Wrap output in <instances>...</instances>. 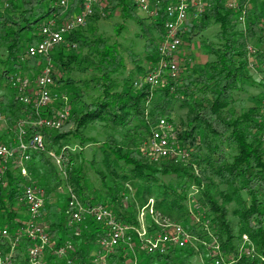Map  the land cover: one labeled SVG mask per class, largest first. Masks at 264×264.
I'll return each mask as SVG.
<instances>
[{
	"label": "trees",
	"instance_id": "1",
	"mask_svg": "<svg viewBox=\"0 0 264 264\" xmlns=\"http://www.w3.org/2000/svg\"><path fill=\"white\" fill-rule=\"evenodd\" d=\"M173 1L162 0V6ZM211 3L212 8L191 24L190 34L199 36L210 27L219 26L215 35L218 47L214 43L207 46L215 59L188 69L183 86L176 82L180 78L168 76L169 80L154 87L146 82V77L162 59L159 44L165 33L163 11L154 22L145 18L149 22L146 24L139 17L133 0H101L94 15L84 26L70 31L65 43L57 45L46 56L28 57L29 47L41 40L43 27L50 20L56 21L57 26L71 20L82 12L84 0H70L67 7L60 5L59 0H0V80L9 82L13 90V95L0 97V105L9 129L18 121L55 117L48 114V109L37 114L34 103L24 104L17 99L19 90L14 87L12 78H25L23 72L30 75L40 68L36 81L44 68L53 64L51 76L58 85L56 92L73 90L70 99L60 102V106L70 108L61 128L26 127L27 138L36 130L43 134V147L49 148L47 153L54 151L60 156L61 170L42 150L31 152L30 159L21 163L18 156L23 153L16 152L12 160L5 163L7 166L0 173V231L7 229L15 233L27 226L18 218L19 210H27L21 198L27 187L38 186L44 191L42 226L45 221L49 224L46 232L53 244L45 250L44 264H94V254L107 228L93 218L85 224L69 227L71 197L62 210L51 199L52 192L64 181L74 189L81 204L103 205L119 221L133 226L138 225L140 210L154 200L157 213L178 214L190 233L214 246L204 223L199 226L190 219L186 200L188 191L195 185L200 189L198 201L208 215L211 234L219 240L223 263L264 264V99L241 113L232 109L235 94L245 92L248 84H254L250 67L257 66L264 71L261 36L264 0H255L253 7L248 8L245 27L236 22V13L227 8L224 0H211ZM113 16H119L124 23L134 21L141 26L149 63L147 69L142 66L133 43L126 47L99 33L102 20ZM123 28L118 25L116 32L121 33ZM249 46L255 47L257 53L250 52ZM128 61L134 64L133 71L127 70ZM75 72H90L91 78L77 84L71 77ZM141 73L144 75L140 76ZM91 91L99 95L93 97ZM177 103L187 110L181 126L174 120ZM163 118L181 129L175 143L188 154L186 164L174 160L156 163L144 157L143 153L148 152L146 144ZM92 124H103L113 131L102 144L97 143L99 151L93 157H102L101 162L96 158L91 161L92 165H103L97 171L101 178L98 190L88 189L81 166L75 163L76 154L66 148L62 150V142L70 136L78 139L82 146L97 142L84 135ZM16 135L15 141L4 140L3 145L16 148L19 141L18 133ZM38 163L46 168L45 172L37 173ZM21 168L29 175H23ZM161 176L175 177L174 182L163 183ZM131 194L132 201L125 207L124 197L129 199L127 195ZM156 226L149 225L150 231ZM14 237L16 235L6 238L0 232V252L11 250ZM20 241L13 252L15 258L26 257L34 245L25 236ZM68 243L72 248L60 256L58 249ZM125 246L121 244L107 256L110 264H126L130 255ZM206 249L203 242L198 249L170 247L167 254L140 248L139 264H193L192 258L200 253L205 256L204 264H210L212 259L206 257Z\"/></svg>",
	"mask_w": 264,
	"mask_h": 264
},
{
	"label": "rangeland",
	"instance_id": "2",
	"mask_svg": "<svg viewBox=\"0 0 264 264\" xmlns=\"http://www.w3.org/2000/svg\"><path fill=\"white\" fill-rule=\"evenodd\" d=\"M243 1L244 0H239L240 4L245 5V3H242ZM254 1H251L250 8L253 7ZM226 6H227V4H226ZM227 8L230 9L228 6H227ZM230 10H232L236 13V16H235L236 22L239 25H241L242 27H245L247 25L246 17H245L246 21L242 25L241 22L239 21L238 12L236 10H233V9H230ZM138 12H139L138 13L139 17L141 19H144L146 24L149 23L148 20L145 19L148 17L143 15L140 11H138ZM150 20L154 22L157 19H150ZM118 25L124 26L121 33L116 32ZM218 30H219V26L214 25V26L210 27L208 30H206L205 32H202L199 36H196V35L193 36L190 34L191 26H189L187 33L184 35V45H182L179 53H177V55H176V60H177L179 72H178L176 77H174V78L172 77V79H179L180 78L179 81H176V82H178V84L180 86L182 85V82H184L183 77H184V75H186V72L188 71V69H190L192 67H197L199 65H205L208 62L215 59L214 56L209 54L207 46H208V44L214 43L215 47H218L219 40L215 36ZM98 31H99V33L103 34L105 37L110 38L114 42L117 41V42L121 43L123 46L128 47L131 43H133L135 46L134 48L136 49V53H138V55H139V59L141 61L142 66H144L147 69L149 63L147 62L145 49H144L145 38L142 36L143 34L141 31V26L137 22L128 21V22L124 23L123 20L119 16H115V17L113 16L111 19L102 20V24H100V26H98ZM261 36L264 40L262 33H261ZM127 64H128L127 70L133 71V69L135 67L134 64L130 61H128ZM39 69L40 68H38V70H36L34 72H30V75L27 73H24V72L22 74L23 76L28 77V80L30 82V88L28 90L22 92V96L25 94V92H26V94L30 95L29 97L33 101L31 103H34L36 98H37V95H36L37 85H36V81L34 79L36 78V75L40 71ZM262 69H264V66L262 67ZM250 70H251V73L253 74V79L255 81H254V84H248L245 92H238V94L237 93L235 94V100H234V104H233L232 109L236 113H241L243 110H245L249 107L258 105L259 101L264 99V71H260L257 66H251ZM127 73H128V71H127ZM127 73L123 77H125L127 75ZM58 75H60V72H58ZM143 75L144 74H142V73L140 74V76H143ZM168 76H171L169 74V72L163 71L160 78L162 79L163 82H166L167 80H169ZM71 77L73 78V80H75L77 82V84H79L80 80H89L91 78V74H90V72L89 73L75 72L71 75ZM33 81H35V82H33ZM31 82H33V83H31ZM57 88H58V85L56 84V82H54V85L52 86V92H53L52 101L50 102V104L48 106L44 107V110L48 109V111H50V112H48V114L52 113V115H54L55 117L58 116L60 113H62V111H64L65 108H66V110L70 111V108L66 107L65 104H64L65 106H63V107L60 106L62 104V103L60 104V102L66 100V99L67 100L70 99L71 95H72V91H73V90L67 89L64 92L57 93L56 92ZM11 95H13V90L11 89L9 82L0 80V97L1 96L7 97V96H11ZM90 95H92L93 97H96L99 95V93H97L95 91H91ZM16 98L17 99L20 98V95L16 96ZM85 99H91V98H85ZM3 109L4 108H2V110ZM42 110H38V112L36 111L37 114H39V111H42ZM263 111H264V108L262 109V114H263ZM186 113H187V110L185 108H182L180 106V103H177L175 106L174 120L178 124V126L179 125L181 126L182 121H184L186 119ZM4 116H5V114H4ZM263 116H264V114H263ZM51 118H54V117H51ZM163 119H165V118H163ZM34 122H36V121H26V120L18 121L17 122L18 124H16L12 130H10L8 123L6 122V118H5L4 125L0 126V145H3L4 140L11 139V140L15 141L16 136H17L16 134L17 133H18V135L20 134V128L21 127H22V130H24V133L26 132L25 136H29L26 127L27 126H34L33 125ZM37 122H39V121L37 120ZM170 124L173 126V129H171V133L174 135L172 138V141H175L174 139H176V135L180 132L181 129L177 128L173 123H170ZM38 128H40V127H38ZM41 128L48 129L44 125L41 126ZM154 129H156V127ZM156 131H157V129L154 131V133ZM50 132L52 133L54 131H50ZM112 132L113 131H111L108 127L104 126L103 124H92L85 130L84 135L86 137L96 139L97 142H95V141L93 143L89 142V144L82 146L80 141L78 139H76L74 136H70L68 139H66L64 142H62V150L66 148V149H68L69 152H73L76 154L75 155L76 156L75 157V163L78 166H81V169H82L84 176H85V184L87 185L89 190H96V189L98 190L99 188H101V178L99 177L97 171L101 167H103V165L97 164L95 166V165L91 164V161L94 158H96L97 162H101L102 157H93V154L97 153L99 151L98 149H96V147L98 145L97 143L102 144L105 141L106 137L109 134H111ZM34 133L42 136L44 139V143H45V138L41 132L36 130ZM152 137H153V135H151V137L149 138V140L146 144L148 152L143 153L144 157L147 158L150 162L155 161L156 163H160V162H163L164 160H174V161H176V163H185L187 161L188 154L184 150H181L177 145H176L177 148L182 151L181 153L178 152L177 155H174V156L170 155L168 157H159V156L151 155L150 149H151V143L153 141ZM263 138H264V135H263ZM26 139H29V138L26 137ZM43 146H44V144H43ZM48 149L49 148L46 146V148L42 147V149H40V150L44 151L46 154ZM47 155L53 158L54 163L57 165L58 169L61 170L62 166L60 163V156L54 151L47 153ZM18 157H19V159L18 158L17 159L19 161L16 160V162L18 161L19 163H21L20 162L21 157L20 156H18ZM152 157H153V159H152ZM156 157H158V158L156 159ZM11 160L12 159H9V161H11ZM5 166H7V165L3 161H0V168L5 169L6 168ZM19 166H21V165H19ZM37 166H38L37 173H42V172L46 171V168L42 167L39 163ZM15 168L18 169L17 165H15ZM196 173L198 174V170H196ZM61 174H62V172H61ZM23 175H29V173L26 172L25 170H23ZM62 175H64V174H62ZM61 177H63V176H61ZM174 178L175 177H172V176H161L162 182L166 183V184L171 182V181L174 182ZM52 185H54V184L52 183ZM32 187H34L40 193V195L43 196L44 191L42 190V188L40 189L38 186H32ZM26 189H25V191H26ZM73 190L74 189H71L63 181L59 185V187L52 192L51 199L54 202V204L57 205L62 210L63 206L65 205V201L68 200V198H70L71 195L74 194ZM25 191H24V194H25ZM127 196L129 197V199H126L124 197L125 207H127L128 204L132 201L133 195L131 194V195H127ZM199 197H200V189L195 185L192 186V188L188 191L187 200H186V202L189 206V209H190V215H191L190 219H191L193 224L198 223L199 226L201 224L203 225V223H204L207 230L210 231L208 233L213 238L214 246H211V244H207L203 240L200 241L198 236L196 237L194 234L190 233L184 227L183 222H180L181 218L179 219L178 214H173V216H168V215L165 216V215H162L160 213H157L155 208H154V206H155L154 200L148 201V203L140 210L139 215H138V225L133 226L130 224H125L124 222L119 221L116 218V216L114 215V213L112 212V215L116 218V220L119 223L128 227V230H127L128 234L133 237L132 245L130 246L127 244V246L124 247L125 251L128 253V255H130L126 264H139L140 256L138 253V249L140 250V248H141V249L147 251V249L144 245L145 239L141 240L142 237L139 236V232L146 234V236H148L147 238L152 239L153 237H157L159 234L163 233L164 229H166V228L168 230H171L173 228V226H177V227L180 226L187 233L189 238H188V241L185 244V246H180L178 243L171 241L167 244V246H169V248L170 247H172V248L173 247L185 248L188 246H192L193 248L198 249L199 243L203 242L206 245V247L208 248V249H206L207 250L206 257L212 259V262L210 264H213L215 259H221V260L223 259L225 261L224 256H221L223 254V252H222L220 244L218 242L219 240L217 241V239L214 238V236L211 234L212 228H210L211 224L209 223V220L207 218L208 215L204 214V210L202 208H200V203L198 201ZM42 199H43V197H42ZM70 200H71V198H70ZM70 200H69V202H70ZM21 201H22V203L24 202L23 197L21 198ZM43 201H44V199H43ZM52 201L49 199V202L51 204L53 203ZM89 209H92V208H89ZM18 212H19L18 213L19 220L27 223V226L20 227L19 229H17L15 231V233H12L7 229L0 231L2 236L6 237V238L12 239V236L16 235V237H14V241L17 238L19 239L18 242H13V245L10 243L11 244V250L9 252L3 253L1 251V253L3 254V256L5 258H8L9 262L12 264H32L31 261H29V259L27 261V256L29 255V251H28V253H26V257L15 258L13 255V252H14L16 245H18L21 242L20 241L21 238L23 236H25V239H29V237L26 236L27 229H28L29 223L31 221L28 207H27L26 211L21 209ZM90 218L94 219V215L91 214L90 212L84 213V220L79 224L80 225L85 224ZM42 222H43V219H42ZM153 223L157 226L153 231H150L149 225H153ZM76 224L77 223L72 222L69 218V224H68L69 227H72ZM48 228H49V224H47L45 221L43 229L45 231H47ZM80 229L81 228H79L78 230H80ZM4 231H7V234H4ZM107 235H108V232L106 231V233L101 237V239ZM6 240H8V239H6ZM52 245L53 244L50 241V245H48L46 248H51ZM115 248L112 250L113 252H115V250H116ZM169 251L170 250L168 249L166 251V254ZM44 259L45 258L43 256L42 257L43 264L45 263ZM110 262H111L110 260H106L105 264H110ZM191 262L193 264H204L205 256L202 253H200V254L196 255L195 257H193Z\"/></svg>",
	"mask_w": 264,
	"mask_h": 264
},
{
	"label": "built area",
	"instance_id": "3",
	"mask_svg": "<svg viewBox=\"0 0 264 264\" xmlns=\"http://www.w3.org/2000/svg\"><path fill=\"white\" fill-rule=\"evenodd\" d=\"M137 5L139 11L151 18L158 19L162 15V11L165 16L163 23L164 36L159 44V52L161 54L160 64L154 68L146 77V82L151 83L154 87L160 86L163 81L160 78L163 71L169 72L171 77H176L179 70L176 60V55L179 53L184 40V35L187 33L190 24L195 21H199L208 8H211V0H175L170 2L166 6H162V0H133ZM230 9L236 10L239 14V21L243 23L247 20V11L250 8L252 0H246L245 5L240 4L239 0H224ZM60 5L67 7L70 4V0H59ZM101 3V0H84V6L81 13L74 16L71 20L65 22L61 26H57V22L50 20L42 29V38L39 43L30 46L28 49V57L46 56L57 45L66 42V36L70 31L77 27L84 26L87 19L94 15L95 7ZM246 17V20H245ZM261 33L264 37V24L261 25ZM248 50L252 53H257V49L253 46H249ZM53 64L46 66L42 74L36 80V95L37 98L34 102L35 107L38 110L44 109L52 101L53 92L52 86L54 80L51 76V70ZM14 87L18 88L20 98L19 100L24 104L33 102L30 95L25 94L22 96V92L30 88V82L27 77H14L11 79ZM32 83V82H31ZM66 108L62 113L54 118H43L34 122L36 127L45 126L48 129H59L62 127L63 122L69 115ZM264 114V111H263ZM5 116L0 105V126L4 125ZM173 126L167 119H161L158 123L157 131L153 134L151 143V155L159 157H168L170 155H177L179 150L172 141L173 134L171 133ZM26 131V130H25ZM22 127L20 128L19 141L16 148H10L6 145H0V161L4 163L8 162L15 156L16 152H22L20 155L22 161H27L31 157V152L39 151L42 149L44 139L39 134H32L29 139H26V132L24 133ZM175 140V139H174ZM158 157H156L157 159ZM153 159V157H152ZM3 172V168H0V173ZM23 201L27 205L31 221L27 229L26 236L34 243L29 250V261L32 264H43L42 257L45 249L50 245V236L43 229V206L44 201L42 195L34 188L28 187L23 196ZM85 206V207H84ZM82 205L76 195L71 196L69 202V216L70 220L74 223H81L84 220V213L90 212L94 215V219L102 223L106 228L108 235L100 239L99 250L94 254V264H105L107 256L111 254L115 247L121 244L132 245L133 237L128 234V227L119 223L112 215V211L103 205L87 206ZM87 207V208H86ZM92 208V209H89ZM7 234V231H4ZM141 240L145 239V247L150 253L164 254L169 249L167 244L171 241L178 243L180 246H185L189 236L179 226H173L171 230L167 228L164 232L152 239L147 238L146 234L139 232ZM246 238V237H245ZM17 238L14 242H18ZM72 248V245L68 243L58 249V254L65 255L66 252ZM0 264H12L8 258H5L0 252ZM213 264H224L221 259H215ZM228 264V263H225Z\"/></svg>",
	"mask_w": 264,
	"mask_h": 264
}]
</instances>
